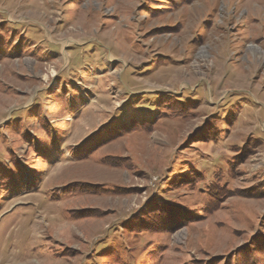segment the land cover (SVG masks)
<instances>
[{
  "label": "rangeland",
  "instance_id": "obj_1",
  "mask_svg": "<svg viewBox=\"0 0 264 264\" xmlns=\"http://www.w3.org/2000/svg\"><path fill=\"white\" fill-rule=\"evenodd\" d=\"M0 264H264V0H0Z\"/></svg>",
  "mask_w": 264,
  "mask_h": 264
}]
</instances>
